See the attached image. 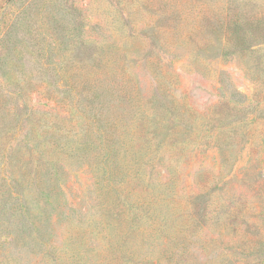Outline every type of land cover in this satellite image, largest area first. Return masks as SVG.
<instances>
[{
    "label": "rangeland",
    "instance_id": "374dc122",
    "mask_svg": "<svg viewBox=\"0 0 264 264\" xmlns=\"http://www.w3.org/2000/svg\"><path fill=\"white\" fill-rule=\"evenodd\" d=\"M0 264H264V0H0Z\"/></svg>",
    "mask_w": 264,
    "mask_h": 264
}]
</instances>
